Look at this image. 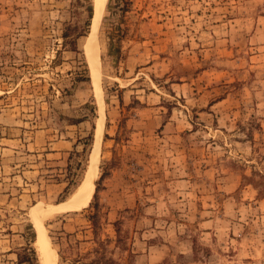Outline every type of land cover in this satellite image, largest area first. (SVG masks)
<instances>
[{"label":"rangeland","instance_id":"rangeland-1","mask_svg":"<svg viewBox=\"0 0 264 264\" xmlns=\"http://www.w3.org/2000/svg\"><path fill=\"white\" fill-rule=\"evenodd\" d=\"M96 3L0 0V264H43L101 119L56 264H264V0H106L98 69Z\"/></svg>","mask_w":264,"mask_h":264},{"label":"bare ground","instance_id":"bare-ground-1","mask_svg":"<svg viewBox=\"0 0 264 264\" xmlns=\"http://www.w3.org/2000/svg\"><path fill=\"white\" fill-rule=\"evenodd\" d=\"M96 9H95V17L92 25L93 33L87 43L86 51L89 60L92 65L94 63L97 64V69L100 66L99 64V56H98V44L96 42V30L99 24V21L102 17V12L104 10L106 0H96ZM95 69V68H93ZM95 73V72H94ZM98 99L99 103L102 107V97L101 91L97 87ZM102 128H103V119H101V124L96 133V146L92 156V162L90 165V172L88 173L87 180L84 185L79 189L78 193H76L72 198H70L65 203L58 205L57 207H45L42 205H38L34 208L32 212L33 219L36 223L37 227V244L40 247V251L43 256V264H56L57 254L53 250L48 238L45 236L42 230V221L50 218L54 214L72 212L80 209L85 206L91 199L92 194L94 192V181L97 177L98 171V163H99V151H100V142L102 138Z\"/></svg>","mask_w":264,"mask_h":264}]
</instances>
